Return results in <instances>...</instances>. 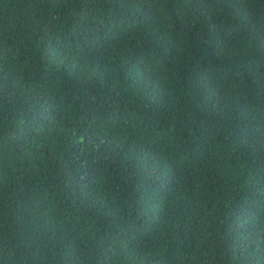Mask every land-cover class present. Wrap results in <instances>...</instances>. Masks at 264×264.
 <instances>
[{"label": "trees", "instance_id": "obj_1", "mask_svg": "<svg viewBox=\"0 0 264 264\" xmlns=\"http://www.w3.org/2000/svg\"><path fill=\"white\" fill-rule=\"evenodd\" d=\"M0 264H264V0H0Z\"/></svg>", "mask_w": 264, "mask_h": 264}]
</instances>
